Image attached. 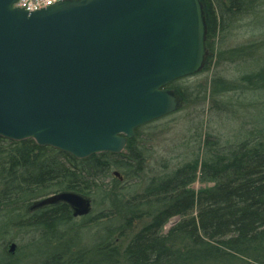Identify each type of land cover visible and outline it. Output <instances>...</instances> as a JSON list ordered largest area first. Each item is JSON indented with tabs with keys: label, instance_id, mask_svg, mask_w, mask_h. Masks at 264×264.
<instances>
[{
	"label": "trees",
	"instance_id": "obj_1",
	"mask_svg": "<svg viewBox=\"0 0 264 264\" xmlns=\"http://www.w3.org/2000/svg\"><path fill=\"white\" fill-rule=\"evenodd\" d=\"M201 1L208 25L206 70L264 58V24L256 23L264 17V0ZM246 19L256 40L227 46ZM259 67L234 81L216 74L212 94L239 92L242 106L251 91L250 103L264 105V64ZM184 79L167 86L182 106L203 93L201 85ZM143 127L123 152L84 159L33 139L0 137V222L41 232L31 242L41 246L25 255L38 259L18 264H264V123L201 165L196 159L171 176L151 178H144L151 152ZM197 179L213 185L194 190ZM68 191L91 199L89 215L75 218L65 202L32 208L43 197ZM175 216L180 220L165 231Z\"/></svg>",
	"mask_w": 264,
	"mask_h": 264
},
{
	"label": "water",
	"instance_id": "obj_2",
	"mask_svg": "<svg viewBox=\"0 0 264 264\" xmlns=\"http://www.w3.org/2000/svg\"><path fill=\"white\" fill-rule=\"evenodd\" d=\"M16 1L0 0L1 138L79 159L121 153L138 127L179 109L167 86L208 56L201 0H63L32 12ZM58 202L91 212L75 192L35 207Z\"/></svg>",
	"mask_w": 264,
	"mask_h": 264
},
{
	"label": "rangeland",
	"instance_id": "obj_3",
	"mask_svg": "<svg viewBox=\"0 0 264 264\" xmlns=\"http://www.w3.org/2000/svg\"><path fill=\"white\" fill-rule=\"evenodd\" d=\"M256 23L264 24V17L258 19ZM241 24L242 29L234 30L227 39V46L247 44L256 40V33L253 35L248 28L249 20L246 19ZM253 28H255L254 24ZM257 56L253 59L227 61L219 67L212 64L209 69L203 68L198 74L184 79V83L201 85L203 93L200 98L195 97L194 102L183 105L177 112L149 123L141 129V135L147 142L146 149L151 152L144 178L171 176L179 167L196 159L201 165L205 160L211 159L215 153L223 151L230 144L241 142L242 139L251 136L257 128H262L264 105L260 104L261 102L256 105L250 103L254 92L248 93L244 100L245 104L242 106H240L241 99L238 98L241 94L239 92H221L217 95L218 97L211 92L216 74L234 81L245 72L257 71L259 66L264 64V58L260 59ZM232 104L237 105L235 109L232 108ZM200 170L198 169V174ZM206 185L213 184L202 183L197 179L191 188L200 190ZM95 210H101V206L98 204ZM179 220L178 216L172 218V221L176 223ZM176 223H172L171 226ZM169 224L166 225V231L171 228ZM40 233L37 227H15L1 221L0 264H18L38 259L34 254L33 257L25 260V255L27 252H35V249L41 246L38 243H31L39 237ZM89 233H85L87 238H90ZM13 241L18 244V247L15 253L10 255L7 251L9 244Z\"/></svg>",
	"mask_w": 264,
	"mask_h": 264
},
{
	"label": "built area",
	"instance_id": "obj_4",
	"mask_svg": "<svg viewBox=\"0 0 264 264\" xmlns=\"http://www.w3.org/2000/svg\"><path fill=\"white\" fill-rule=\"evenodd\" d=\"M60 0H19L18 6L33 11L52 5Z\"/></svg>",
	"mask_w": 264,
	"mask_h": 264
},
{
	"label": "bare ground",
	"instance_id": "obj_5",
	"mask_svg": "<svg viewBox=\"0 0 264 264\" xmlns=\"http://www.w3.org/2000/svg\"><path fill=\"white\" fill-rule=\"evenodd\" d=\"M173 221L169 224V225H172Z\"/></svg>",
	"mask_w": 264,
	"mask_h": 264
}]
</instances>
